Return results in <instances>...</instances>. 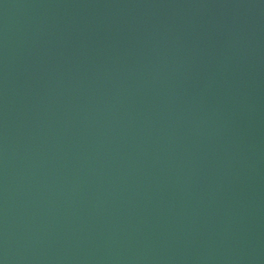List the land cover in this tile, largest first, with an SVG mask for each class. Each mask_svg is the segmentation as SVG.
<instances>
[{
	"label": "water",
	"instance_id": "1",
	"mask_svg": "<svg viewBox=\"0 0 264 264\" xmlns=\"http://www.w3.org/2000/svg\"><path fill=\"white\" fill-rule=\"evenodd\" d=\"M0 264H264V0H0Z\"/></svg>",
	"mask_w": 264,
	"mask_h": 264
}]
</instances>
